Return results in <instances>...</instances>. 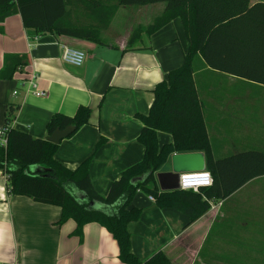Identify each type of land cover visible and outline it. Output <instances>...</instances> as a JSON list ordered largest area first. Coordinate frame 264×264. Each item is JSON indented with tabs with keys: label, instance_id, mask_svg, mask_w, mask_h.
Instances as JSON below:
<instances>
[{
	"label": "crops",
	"instance_id": "0c3cea01",
	"mask_svg": "<svg viewBox=\"0 0 264 264\" xmlns=\"http://www.w3.org/2000/svg\"><path fill=\"white\" fill-rule=\"evenodd\" d=\"M258 1L264 0L251 4ZM132 12L117 6L110 25L100 33L106 44L39 33L24 26L20 13L0 22V71L7 54L28 58L12 78L0 79V126L6 125L8 108L15 105L11 126L46 137L53 114L72 116L80 106H89L90 122L60 142L55 158L69 169L91 158L90 176L102 195L126 168L143 159L145 149L138 141L143 124L138 115L149 112L155 86L183 64L188 45L182 20L175 18L152 34L142 33L128 47L132 32L159 16L134 25ZM83 20L93 21L87 15ZM112 36L113 41H106ZM64 44L86 52L83 65L64 61ZM198 65L197 86L214 157L264 150V83L212 70L203 65L201 56ZM32 74L37 75L36 89L45 94L31 87ZM172 140L170 133L158 132L160 147ZM192 152L202 153L206 164L203 151ZM172 155L157 172L173 169ZM30 170L44 169L36 165ZM150 196L139 190L131 202L142 208L141 217L128 224L131 249L141 260L163 251L171 264H264V175L225 199H215L192 223L183 211L161 207ZM60 217L56 205L8 194L0 170V264H126L119 258L117 241L101 224L87 223L79 237L74 234L75 220L59 224Z\"/></svg>",
	"mask_w": 264,
	"mask_h": 264
},
{
	"label": "trees",
	"instance_id": "16d2710c",
	"mask_svg": "<svg viewBox=\"0 0 264 264\" xmlns=\"http://www.w3.org/2000/svg\"><path fill=\"white\" fill-rule=\"evenodd\" d=\"M112 1L0 0V22L20 13L24 26L39 33L106 44L100 33L110 25L118 5L164 1L163 12L148 26L135 29L128 40L131 47L142 33L152 34L175 18L182 20L188 40L183 64L155 86L149 112L138 115L143 124L138 136L145 149L143 159L126 168L111 183L107 194L102 195L90 176L91 158L76 169H69L55 158L59 144L47 139L57 129L68 126H74L75 133L90 122L92 109L80 106L72 116L55 113L46 124L47 136L36 137L11 126L18 109L12 105L5 125L8 143L0 145V170L6 176L8 194L60 207L58 223L75 220V235L81 237L87 223L101 224L117 241L119 258L124 263L171 264L163 251L145 260L132 251L128 224L141 217L142 208L131 206V202L141 190L152 195L159 206L183 211L192 223L209 210L211 198L225 199L249 180L264 175V150L250 149L214 157L197 86L200 56L203 65L212 70L264 83V1L255 4L251 0H116L115 4ZM86 15L93 21H84ZM27 64V56L7 54L0 79L12 78L19 67ZM159 131L170 133L173 140L160 147ZM192 151L205 153L206 170L214 179L212 186L199 191L160 190L156 172L170 155ZM36 165L44 170L32 172L30 167ZM92 201L102 204L104 209L90 207Z\"/></svg>",
	"mask_w": 264,
	"mask_h": 264
},
{
	"label": "water",
	"instance_id": "95a60500",
	"mask_svg": "<svg viewBox=\"0 0 264 264\" xmlns=\"http://www.w3.org/2000/svg\"><path fill=\"white\" fill-rule=\"evenodd\" d=\"M75 130L74 126H68L65 129H57L47 139L55 144L71 135ZM205 158L200 152H182L172 155L171 171L157 172L156 179L162 191H172L180 189V174L189 171H200L205 169ZM90 207L96 208L91 202ZM99 209V208H98Z\"/></svg>",
	"mask_w": 264,
	"mask_h": 264
},
{
	"label": "built area",
	"instance_id": "2783aa9c",
	"mask_svg": "<svg viewBox=\"0 0 264 264\" xmlns=\"http://www.w3.org/2000/svg\"><path fill=\"white\" fill-rule=\"evenodd\" d=\"M62 57L67 63L73 64L75 66H81L84 64L86 59V52L80 48L73 47L67 44L63 45ZM37 78L36 74H32L29 82L31 87L37 94L43 95L44 91L37 90V85L35 80ZM16 93V92H15ZM8 143L7 137V127L0 126V145L6 146ZM213 176L209 170H200V171H189L183 172L180 174V189L182 190H194L199 191L202 187H209L213 184ZM150 199H154L153 196H150ZM210 203L214 205L215 198H211Z\"/></svg>",
	"mask_w": 264,
	"mask_h": 264
},
{
	"label": "rangeland",
	"instance_id": "374dc122",
	"mask_svg": "<svg viewBox=\"0 0 264 264\" xmlns=\"http://www.w3.org/2000/svg\"><path fill=\"white\" fill-rule=\"evenodd\" d=\"M112 2H116V0H113ZM165 5V2L164 1H160V2H157L155 5H150V6H153V7H144L143 5H129L127 6L128 8V11H134L132 12V14L130 15L129 18L132 19V23H138V21L140 23H143V24H147V23H150L153 21V19L160 15L161 13V9L164 7ZM137 9H141L142 12L141 14L139 13V10ZM123 27L121 26L120 29H122ZM113 36L112 38H107L106 41H113ZM168 165H166L167 167ZM33 166H31L30 168H32ZM165 167V166H164ZM28 171V169H27Z\"/></svg>",
	"mask_w": 264,
	"mask_h": 264
}]
</instances>
